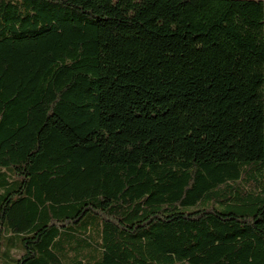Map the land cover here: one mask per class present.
Returning <instances> with one entry per match:
<instances>
[{
	"label": "trees",
	"instance_id": "16d2710c",
	"mask_svg": "<svg viewBox=\"0 0 264 264\" xmlns=\"http://www.w3.org/2000/svg\"><path fill=\"white\" fill-rule=\"evenodd\" d=\"M0 264H264V1L0 0Z\"/></svg>",
	"mask_w": 264,
	"mask_h": 264
},
{
	"label": "crops",
	"instance_id": "0c3cea01",
	"mask_svg": "<svg viewBox=\"0 0 264 264\" xmlns=\"http://www.w3.org/2000/svg\"><path fill=\"white\" fill-rule=\"evenodd\" d=\"M264 1V0H263Z\"/></svg>",
	"mask_w": 264,
	"mask_h": 264
}]
</instances>
